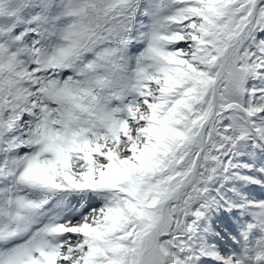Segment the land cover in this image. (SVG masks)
<instances>
[{
  "label": "snow or ice",
  "instance_id": "snow-or-ice-1",
  "mask_svg": "<svg viewBox=\"0 0 264 264\" xmlns=\"http://www.w3.org/2000/svg\"><path fill=\"white\" fill-rule=\"evenodd\" d=\"M257 191L264 0H0V264H264Z\"/></svg>",
  "mask_w": 264,
  "mask_h": 264
},
{
  "label": "rangeland",
  "instance_id": "rangeland-1",
  "mask_svg": "<svg viewBox=\"0 0 264 264\" xmlns=\"http://www.w3.org/2000/svg\"><path fill=\"white\" fill-rule=\"evenodd\" d=\"M257 195H264V193H259L257 191ZM221 245L225 246V247H233V246L238 247L239 246V241L238 240L234 241V240L225 238V239L221 240Z\"/></svg>",
  "mask_w": 264,
  "mask_h": 264
}]
</instances>
